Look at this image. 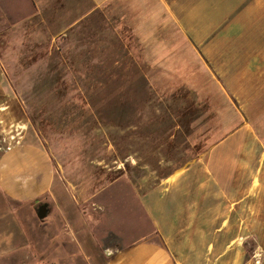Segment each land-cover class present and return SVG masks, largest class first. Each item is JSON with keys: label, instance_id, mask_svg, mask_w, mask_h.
<instances>
[{"label": "crops", "instance_id": "1", "mask_svg": "<svg viewBox=\"0 0 264 264\" xmlns=\"http://www.w3.org/2000/svg\"><path fill=\"white\" fill-rule=\"evenodd\" d=\"M4 1L1 194L123 185L106 264H264V0Z\"/></svg>", "mask_w": 264, "mask_h": 264}, {"label": "rangeland", "instance_id": "2", "mask_svg": "<svg viewBox=\"0 0 264 264\" xmlns=\"http://www.w3.org/2000/svg\"><path fill=\"white\" fill-rule=\"evenodd\" d=\"M7 4L4 0L0 2V14L11 22L20 14L11 3ZM32 123L38 135H44L40 128L46 122L32 120ZM84 123L81 117L64 124L55 121V124H63L62 132L70 125ZM127 190L119 184L111 187L106 192L110 197L106 207L100 204V197L76 205L62 187L57 199L49 198L39 204L12 201L0 192V264H106L128 239L120 235L126 232L125 224L136 220L132 218L135 216L133 208L120 200ZM43 203L48 206V215L41 221L36 213ZM137 232L134 230L133 235Z\"/></svg>", "mask_w": 264, "mask_h": 264}, {"label": "water", "instance_id": "3", "mask_svg": "<svg viewBox=\"0 0 264 264\" xmlns=\"http://www.w3.org/2000/svg\"><path fill=\"white\" fill-rule=\"evenodd\" d=\"M47 215H48V206L46 203H43L37 208L36 217L42 221L47 217Z\"/></svg>", "mask_w": 264, "mask_h": 264}]
</instances>
